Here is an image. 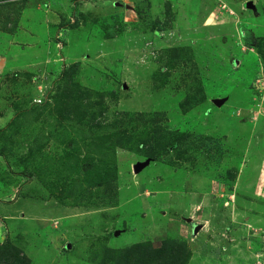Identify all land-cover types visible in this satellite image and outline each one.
Segmentation results:
<instances>
[{
    "label": "rangeland",
    "instance_id": "obj_1",
    "mask_svg": "<svg viewBox=\"0 0 264 264\" xmlns=\"http://www.w3.org/2000/svg\"><path fill=\"white\" fill-rule=\"evenodd\" d=\"M163 240L264 264V0H0V264Z\"/></svg>",
    "mask_w": 264,
    "mask_h": 264
},
{
    "label": "trees",
    "instance_id": "obj_2",
    "mask_svg": "<svg viewBox=\"0 0 264 264\" xmlns=\"http://www.w3.org/2000/svg\"><path fill=\"white\" fill-rule=\"evenodd\" d=\"M4 248L5 244L0 245V252ZM111 253L123 264H185L181 259L190 256L185 246L169 240H163L158 247L151 242H141Z\"/></svg>",
    "mask_w": 264,
    "mask_h": 264
},
{
    "label": "water",
    "instance_id": "obj_3",
    "mask_svg": "<svg viewBox=\"0 0 264 264\" xmlns=\"http://www.w3.org/2000/svg\"><path fill=\"white\" fill-rule=\"evenodd\" d=\"M140 169V168H139ZM139 169H134V173H137L139 171Z\"/></svg>",
    "mask_w": 264,
    "mask_h": 264
}]
</instances>
